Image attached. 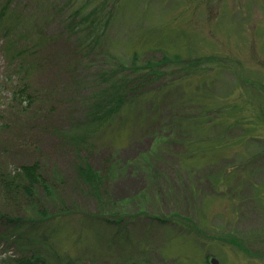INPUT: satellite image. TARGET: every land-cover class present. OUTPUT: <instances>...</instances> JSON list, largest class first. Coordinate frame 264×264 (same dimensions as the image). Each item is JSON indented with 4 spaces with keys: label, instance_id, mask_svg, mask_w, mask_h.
Here are the masks:
<instances>
[{
    "label": "rangeland",
    "instance_id": "rangeland-1",
    "mask_svg": "<svg viewBox=\"0 0 264 264\" xmlns=\"http://www.w3.org/2000/svg\"><path fill=\"white\" fill-rule=\"evenodd\" d=\"M104 2L0 0V172L38 162L64 186L29 216L0 195V264L45 248L40 238L81 264H264V0H108L98 19L110 24L87 51L66 27ZM30 46L44 72L29 108ZM111 83L120 109L76 144ZM84 160L117 223L91 217L102 211L78 192Z\"/></svg>",
    "mask_w": 264,
    "mask_h": 264
},
{
    "label": "trees",
    "instance_id": "trees-1",
    "mask_svg": "<svg viewBox=\"0 0 264 264\" xmlns=\"http://www.w3.org/2000/svg\"><path fill=\"white\" fill-rule=\"evenodd\" d=\"M107 1L108 0H105L104 3H102L98 7L93 8L89 13H87L86 16L80 18L78 22L72 23L73 25H67L66 27L67 31L69 32L68 35L79 39V43L84 42L88 44L87 51H90L91 48L95 46L92 40L88 41V38L93 37L96 33L102 34L110 24V21H103L98 19L109 5ZM67 17L74 18L75 13H71ZM94 25L95 27L93 28ZM95 41H97V39ZM77 47H79V44ZM29 48L31 51L33 46H30ZM79 50L80 49H78V51ZM35 51L36 49L33 48L30 69L29 71H27V73L34 75L30 83L27 86H24L25 92L23 93L25 97V105L29 106V108L32 105H36V100L30 99L31 97H33L32 94L29 93V91L32 89L31 82L35 75H38L39 73L42 74L44 72L42 61L36 58V54L34 53ZM177 61L178 60H176V62ZM82 62H84V60L80 56V53H78L75 58V64H81ZM176 62L172 64H175ZM207 62H211V59H209ZM162 64L163 63L156 64L155 66ZM153 67L154 65L152 64H146L145 67L141 68L144 72L149 73L146 75V78L150 79L152 76H154L156 70H152ZM191 67L195 68V73L205 71V69L202 68H200V70L198 71V65H191ZM133 70L138 71L139 69L132 68L129 72L132 73ZM114 75L115 73H111L108 76L102 75L100 77V80L104 82V80L108 77L112 79ZM119 94L120 89H115L112 83L105 91H102L99 95L100 97H96L94 99V101H96L95 106L88 107V110L86 112V114L88 115V122L86 124L83 123L80 127L74 130L75 133H72L70 135V139L76 144L84 145L91 141L94 137L99 135L101 131L107 127L111 120H113L114 108L120 109L122 98L121 96H119ZM20 95H22V93H20ZM104 99L110 100H107L105 102ZM103 103L106 105H104ZM34 109L36 111L39 110L38 108ZM215 126L217 125H214V127ZM41 171V165L36 162L32 165L20 166L18 169H15V174L9 175L7 179H4L6 175L0 172V195L5 198L7 207H9V209H11L12 207L11 211L29 216V214H32L33 208L36 205H40L41 203L42 206H45L46 199L52 198L54 200L60 197L59 195L62 193L61 191H63L64 193L62 180L58 184L50 185V183L45 182ZM75 173L78 178V189H80L78 190V192L80 193V191L85 190L84 197L89 200L91 199L95 204L98 205V207H100L99 210L101 209L102 211L101 213L96 211L91 215V217L94 216L95 219H101L105 224H107V226L109 223H117V221L109 222V219H105L108 215L107 210L112 206L109 197L102 190V185L103 183H105L103 177H100L98 173L95 172L85 160L83 162H79L78 165H76ZM215 183H218L221 186L224 185L222 179H218ZM104 194L106 196V200L104 199ZM39 214L45 215V213L43 212ZM9 219H13V221L10 223H14L16 225H19L17 223H30L31 225L35 223L33 221H23L19 218H8L7 220ZM40 223L41 222H36V224ZM82 224L85 225V222L82 221ZM43 225H45V223H41L40 225L36 226V229L41 228ZM16 228V226H13L12 230ZM23 228L24 227L19 228V232H22ZM27 230H31V228L28 227L25 232H27ZM39 241L42 244H45L46 247L40 248L38 251H33L32 255H25L21 257L16 261L17 264H81L78 260L60 256L58 252L50 249V244L47 243V240L45 238H40Z\"/></svg>",
    "mask_w": 264,
    "mask_h": 264
},
{
    "label": "water",
    "instance_id": "water-1",
    "mask_svg": "<svg viewBox=\"0 0 264 264\" xmlns=\"http://www.w3.org/2000/svg\"><path fill=\"white\" fill-rule=\"evenodd\" d=\"M211 264H217V262L214 259H212Z\"/></svg>",
    "mask_w": 264,
    "mask_h": 264
}]
</instances>
